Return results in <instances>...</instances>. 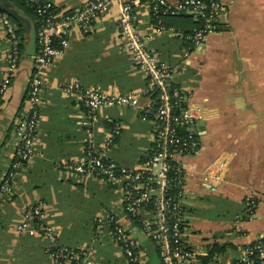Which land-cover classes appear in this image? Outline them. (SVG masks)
I'll return each instance as SVG.
<instances>
[{
	"label": "crops",
	"instance_id": "crops-1",
	"mask_svg": "<svg viewBox=\"0 0 264 264\" xmlns=\"http://www.w3.org/2000/svg\"><path fill=\"white\" fill-rule=\"evenodd\" d=\"M49 1L70 11L88 0ZM126 1L134 7L139 31L149 37V48L159 60L179 69L177 85L187 103L201 110L193 130L198 150L176 157L186 173L184 241L202 264L235 261L248 245L264 237V0H220L223 9L217 28L199 47L188 40L199 27L189 15L156 18L152 0ZM18 8L19 16H26ZM119 11V5H113L88 32L72 31L63 54L40 72L43 103L35 154L0 208V264H55L46 252V240L14 230L24 209L38 200L46 202V221L58 231L61 246L76 250L93 246L95 264H129L111 227L100 231L95 221L116 214L135 236L137 226L123 212V187L63 168L82 157L90 144L99 151L108 142L110 157L121 167L139 168L154 145L155 124L139 110L105 108L89 123L79 94L62 89L77 83L85 90L142 91L146 79L126 52L118 29ZM28 18L32 27L23 29L19 68L0 106V182L14 160V124L35 72L37 24L35 18ZM11 45L0 24V80ZM209 165L215 170L213 178L205 181ZM102 191L110 193V206L91 216V197ZM248 199L252 211L244 218ZM144 251L156 253L161 264L154 245Z\"/></svg>",
	"mask_w": 264,
	"mask_h": 264
},
{
	"label": "built area",
	"instance_id": "built-area-1",
	"mask_svg": "<svg viewBox=\"0 0 264 264\" xmlns=\"http://www.w3.org/2000/svg\"><path fill=\"white\" fill-rule=\"evenodd\" d=\"M25 2L37 16V51L32 57L35 72L30 78L23 111L15 120L17 145L13 163L0 182V208L12 194L16 178L34 158L43 103L40 72L52 66L56 58L63 54L72 31L88 32L98 18L117 4L120 7L118 29L127 54L145 76L144 88L140 93L107 92L100 89L85 90L77 83H69L62 89L65 93L79 94L89 123H94L99 111L105 108L139 110L144 119L152 120L155 124L154 145L139 168L121 167L110 157L109 142L99 151L90 144L82 157L67 162L63 168L73 175L96 178L112 187H123V212L138 224L136 226L141 233L152 242L161 264H202L184 241L186 173L176 161L177 156L193 154L198 150L199 142L193 130L201 110L189 105L182 95L175 79L179 69L159 60L149 48V37L139 31L134 7L126 0H88L81 7L70 11L57 8L49 0ZM222 9L220 0H179L175 5L166 0H152L151 5L156 18L187 14L197 21L199 27L188 39L195 47L202 46L208 35L216 30ZM0 24L12 43L8 66L0 80L1 105L18 71L22 54L18 48L17 25L2 12ZM155 95L157 99H154ZM214 170V165L205 168V181L213 178ZM212 190L216 191V188ZM245 204L244 214L250 213L252 200H246ZM46 214V202L36 201L24 209L22 219L14 225L15 232L46 240V252L55 264H93V246L78 250L61 246L59 233L46 221ZM95 221L100 231L105 226L111 227L113 239L122 248L129 264H143L146 253L123 224V218L108 214ZM216 264H264V237L248 245L235 261H219Z\"/></svg>",
	"mask_w": 264,
	"mask_h": 264
},
{
	"label": "rangeland",
	"instance_id": "rangeland-1",
	"mask_svg": "<svg viewBox=\"0 0 264 264\" xmlns=\"http://www.w3.org/2000/svg\"><path fill=\"white\" fill-rule=\"evenodd\" d=\"M5 95L3 96V98L5 97ZM110 201H111V195L109 192L102 191L93 195L89 203V213L91 214V216H95L98 215L99 213L107 211V209L110 206ZM148 260H149V264H158L159 261L156 253H152L150 255L147 254L144 258L143 264H145Z\"/></svg>",
	"mask_w": 264,
	"mask_h": 264
},
{
	"label": "trees",
	"instance_id": "trees-1",
	"mask_svg": "<svg viewBox=\"0 0 264 264\" xmlns=\"http://www.w3.org/2000/svg\"><path fill=\"white\" fill-rule=\"evenodd\" d=\"M7 1V5H4V7L6 8V9H10V8H12V9H15L16 10V8H20V10H21V13L22 14H25L26 16H28V17H32V18H35V20L37 21V16H36V13H35V11H34V9L33 8H31L26 2H25V0H20L21 2H22V4L25 6V9H22L21 8V6L19 5V0H6ZM142 1H145V0H142ZM18 6V7H17ZM14 7H16V8H14ZM19 8H18V10H19ZM0 12H2V13H4V14H6V12H4V11H2V10H0ZM15 13V15H17V16H19L20 15V12L19 11H15L14 12ZM16 25H17V28H18V30H17V34H18V38H19V45H18V48H19V51H20V53L22 52V47H23V45H22V39H23V37H24V35H25V32H24V30H23V28L18 24V22H17V20H16V16H13V15H9V14H6ZM36 24H37V22H36ZM175 86V85H174ZM173 87V86H172ZM182 95H183V93H182ZM184 96V95H183ZM184 98H185V96H184ZM154 99H157V95H155L154 96ZM244 218H246V217H249L248 216V214H244V216H243ZM137 226H138V224L137 223H135ZM143 249H145L144 247H142Z\"/></svg>",
	"mask_w": 264,
	"mask_h": 264
},
{
	"label": "water",
	"instance_id": "water-1",
	"mask_svg": "<svg viewBox=\"0 0 264 264\" xmlns=\"http://www.w3.org/2000/svg\"><path fill=\"white\" fill-rule=\"evenodd\" d=\"M4 5H7V1L6 0H0V10L6 12V14H9V15H13V16H16V20L18 22V24L26 31H29L32 27V24H31V21L28 17L26 16H17L15 15V11H13L12 8L10 9H6L4 7ZM135 233V236H133L134 238H136L138 240V242L140 243V245L144 248H146L147 246H152V242H150L147 237L145 235H143L139 228L137 227H134V231ZM137 232V233H136ZM95 264V263H93Z\"/></svg>",
	"mask_w": 264,
	"mask_h": 264
}]
</instances>
